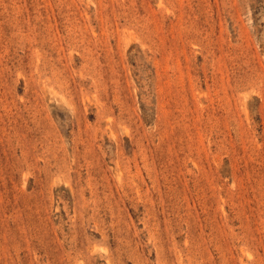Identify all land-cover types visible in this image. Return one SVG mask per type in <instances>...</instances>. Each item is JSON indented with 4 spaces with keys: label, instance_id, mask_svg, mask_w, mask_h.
Segmentation results:
<instances>
[{
    "label": "rangeland",
    "instance_id": "obj_1",
    "mask_svg": "<svg viewBox=\"0 0 264 264\" xmlns=\"http://www.w3.org/2000/svg\"><path fill=\"white\" fill-rule=\"evenodd\" d=\"M0 264H264V0H0Z\"/></svg>",
    "mask_w": 264,
    "mask_h": 264
}]
</instances>
